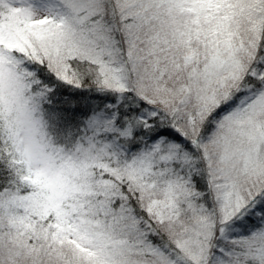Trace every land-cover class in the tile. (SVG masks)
Instances as JSON below:
<instances>
[{"label": "snow or ice", "instance_id": "1", "mask_svg": "<svg viewBox=\"0 0 264 264\" xmlns=\"http://www.w3.org/2000/svg\"><path fill=\"white\" fill-rule=\"evenodd\" d=\"M0 264H264V0H0Z\"/></svg>", "mask_w": 264, "mask_h": 264}]
</instances>
